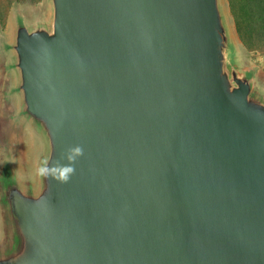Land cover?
<instances>
[{"label": "water", "instance_id": "obj_1", "mask_svg": "<svg viewBox=\"0 0 264 264\" xmlns=\"http://www.w3.org/2000/svg\"><path fill=\"white\" fill-rule=\"evenodd\" d=\"M47 1L5 46L43 151L0 169V264H264V96L220 0Z\"/></svg>", "mask_w": 264, "mask_h": 264}, {"label": "rangeland", "instance_id": "obj_2", "mask_svg": "<svg viewBox=\"0 0 264 264\" xmlns=\"http://www.w3.org/2000/svg\"><path fill=\"white\" fill-rule=\"evenodd\" d=\"M234 51V62L240 73L250 71L253 87L264 96V46L247 48L241 41L228 0H220ZM20 18L27 25L49 22L47 0H0V169L9 167L23 180H32L43 151L40 136L20 113L19 97L13 91L16 75L11 68L13 24ZM2 224L0 217V239Z\"/></svg>", "mask_w": 264, "mask_h": 264}, {"label": "trees", "instance_id": "obj_3", "mask_svg": "<svg viewBox=\"0 0 264 264\" xmlns=\"http://www.w3.org/2000/svg\"><path fill=\"white\" fill-rule=\"evenodd\" d=\"M236 31L247 48L264 46V0H228Z\"/></svg>", "mask_w": 264, "mask_h": 264}, {"label": "clouds", "instance_id": "obj_4", "mask_svg": "<svg viewBox=\"0 0 264 264\" xmlns=\"http://www.w3.org/2000/svg\"><path fill=\"white\" fill-rule=\"evenodd\" d=\"M83 155V150L80 146H75L68 149L66 159L69 161L67 164H60L57 162L53 166H49L48 161H44L42 167L38 169V173L42 176H48L58 183H68L72 175L75 173L73 167L77 158Z\"/></svg>", "mask_w": 264, "mask_h": 264}]
</instances>
